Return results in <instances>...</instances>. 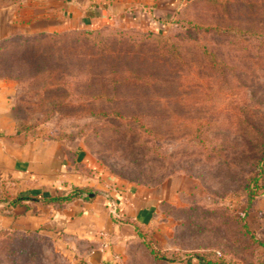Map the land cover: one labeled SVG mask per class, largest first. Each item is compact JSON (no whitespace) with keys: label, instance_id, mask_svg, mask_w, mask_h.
<instances>
[{"label":"rangeland","instance_id":"374dc122","mask_svg":"<svg viewBox=\"0 0 264 264\" xmlns=\"http://www.w3.org/2000/svg\"><path fill=\"white\" fill-rule=\"evenodd\" d=\"M64 1L0 0L4 45L15 52L29 36L76 37L69 29L41 28L61 19ZM104 1L120 11L93 6ZM90 2L105 23L97 28L103 34L120 29L118 23L143 22L176 41L180 68L167 60L158 68L168 86L162 91L172 100L142 103L156 119L145 116L147 133L124 139L108 129L136 122L90 116L105 107L83 99L82 89L69 90L63 74L40 73L19 80L17 115L31 123L47 120L71 143L82 140L99 179L142 186L158 197L151 226L140 243L127 247V264H264V0ZM104 35L86 36L73 49L67 40L70 62L74 53L90 57L86 40L105 42ZM56 86V94L41 91ZM60 246L37 234L0 233V264H85Z\"/></svg>","mask_w":264,"mask_h":264},{"label":"crops","instance_id":"0c3cea01","mask_svg":"<svg viewBox=\"0 0 264 264\" xmlns=\"http://www.w3.org/2000/svg\"><path fill=\"white\" fill-rule=\"evenodd\" d=\"M92 5L90 0H65L61 19L41 28H100L105 23L94 12L100 7ZM105 11L113 14L120 9L112 3ZM127 22L118 23V28H157L151 23ZM4 41L2 21L0 44ZM20 90L19 80L0 77V233L44 236L60 243L61 250L83 258L85 264H127V258H132L127 247L140 243L138 231L144 233L151 226L160 200L145 187L121 185L109 176L99 179L82 140L71 143L67 133H53L47 120L39 124L36 119L35 123L21 120L17 115ZM72 189L91 193L62 203L44 202L65 196ZM17 197L36 201L6 206ZM110 204L118 220L112 217ZM81 246L85 249L80 250Z\"/></svg>","mask_w":264,"mask_h":264},{"label":"trees","instance_id":"16d2710c","mask_svg":"<svg viewBox=\"0 0 264 264\" xmlns=\"http://www.w3.org/2000/svg\"><path fill=\"white\" fill-rule=\"evenodd\" d=\"M95 5L101 9L110 7L107 1ZM75 30L67 31L76 35L72 38H61V33L54 34V32H51L45 41L41 37H25L18 44V51L15 52L14 47L0 45V77L20 80L22 77H31L40 73L53 72L56 76L63 74L65 76L63 83L69 90L80 91L79 89H82L84 91L81 92L83 99L99 102L105 107L91 111L90 116L108 120L129 119L133 123L136 122V126H130L128 123L125 125V123L123 128L110 127L108 129L110 133L124 139L135 137L140 132L147 133L148 127L142 124L143 120L141 119L145 116L156 119V115H151L150 110H142L140 107L142 103L172 100L173 97L166 96L162 91V88H168V86H164L166 81L161 77L158 68L163 63H167L166 60L180 68V55L176 41L170 40L169 37H161L151 30H139V32L132 33V30L118 29L105 31V35L101 33L102 29ZM97 34L104 35L109 39L104 42L99 38L93 40L88 38L86 42L92 48L89 53L90 57L82 59L78 57L82 56L81 54L74 53L72 58L75 62H70L69 55L63 48L64 44L68 42L67 40L70 39L69 44L73 49L75 45L83 43L86 36ZM47 42L50 49H48ZM126 47L128 49H125ZM176 85L178 84L176 83ZM59 90L60 86H56L44 87L41 91L44 94H56ZM61 93L65 95L64 91ZM54 103L59 104V102ZM121 104L124 105L121 107ZM130 108L133 110L127 113L125 109ZM130 130L131 132H129ZM81 193L87 196L91 192L85 189H72L65 196L50 197L44 199V202L62 203L70 201ZM26 201L33 202L36 201V198L17 197L6 203V206L11 208L22 205V202ZM138 234L140 238L144 235L141 230L138 231ZM146 249L153 255L151 250L147 247ZM194 258L204 261L199 255H195Z\"/></svg>","mask_w":264,"mask_h":264},{"label":"built area","instance_id":"2783aa9c","mask_svg":"<svg viewBox=\"0 0 264 264\" xmlns=\"http://www.w3.org/2000/svg\"><path fill=\"white\" fill-rule=\"evenodd\" d=\"M111 215L112 217L115 219V220H118L119 219V216L117 215V213L115 212V209L114 210H111Z\"/></svg>","mask_w":264,"mask_h":264}]
</instances>
